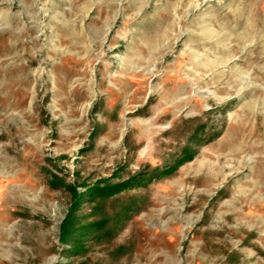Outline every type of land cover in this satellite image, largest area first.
Instances as JSON below:
<instances>
[{"label": "rangeland", "instance_id": "rangeland-1", "mask_svg": "<svg viewBox=\"0 0 264 264\" xmlns=\"http://www.w3.org/2000/svg\"><path fill=\"white\" fill-rule=\"evenodd\" d=\"M0 264H264V0H0Z\"/></svg>", "mask_w": 264, "mask_h": 264}, {"label": "trees", "instance_id": "trees-1", "mask_svg": "<svg viewBox=\"0 0 264 264\" xmlns=\"http://www.w3.org/2000/svg\"><path fill=\"white\" fill-rule=\"evenodd\" d=\"M106 191V190H105Z\"/></svg>", "mask_w": 264, "mask_h": 264}]
</instances>
